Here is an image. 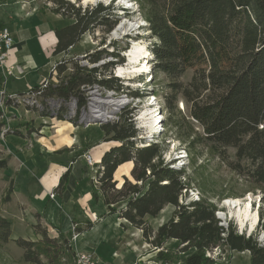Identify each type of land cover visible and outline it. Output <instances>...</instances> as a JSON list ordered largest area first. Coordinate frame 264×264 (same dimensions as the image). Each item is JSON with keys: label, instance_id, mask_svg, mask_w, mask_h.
Instances as JSON below:
<instances>
[{"label": "trees", "instance_id": "1", "mask_svg": "<svg viewBox=\"0 0 264 264\" xmlns=\"http://www.w3.org/2000/svg\"><path fill=\"white\" fill-rule=\"evenodd\" d=\"M46 1L52 3V12L72 22L54 31L53 56L63 57L53 72L58 82L47 80L45 87H32L29 92H37L43 107L29 109L66 120V103L76 100L80 112L85 103L82 87L94 84L134 98L154 93L165 101L166 136L185 146L189 167L193 168L188 173L189 167L165 164L161 156L168 147L164 143L141 146L134 108L125 106L118 120L101 125L103 141H114L116 145L103 154L91 179L93 201L101 199L107 214H116L140 229L144 241L157 251L155 258L161 264H218L207 255L217 247L222 251H249L251 264H264V242L259 240L264 232V127L260 128L264 123V0H134L153 38L149 48L154 54V86L128 90L120 78L107 75L114 64L123 62L122 58L89 68L77 57H67L84 34L112 31L119 21L117 9L102 2L83 8L78 5L82 0ZM118 9L129 10L122 6ZM104 51L86 57L95 63L103 56H120ZM188 69H193V75L185 84L180 78ZM163 77L169 80V94L164 91ZM179 96L189 104L188 115L177 107ZM49 100L60 103L56 113L49 109ZM76 121L70 118V122ZM230 149L234 150L233 158ZM216 159L226 163L237 174L235 181H243L248 189L238 193L231 185L228 191L227 184L224 187L211 181L206 169ZM9 160L0 152V171L8 168ZM128 161L134 163L133 180L124 177L118 187L114 173ZM69 174L70 168L60 177L57 192L66 189ZM190 188L199 190L200 198L181 203L183 191ZM12 190L11 183L4 201ZM248 192H260L261 199L257 230L250 235L239 233L232 222L223 225L217 215L223 210L220 204L224 200L243 198ZM168 205L174 206L170 218L154 229L147 218L157 217ZM74 225L80 233L92 229L94 223L87 221L84 228L75 221ZM35 227L41 239H13L11 221L0 215V245L14 241L24 250L23 260L29 264H55L65 256L73 257L72 264H76L72 235L61 232L52 237L40 224ZM171 239L178 241L176 249L166 246Z\"/></svg>", "mask_w": 264, "mask_h": 264}, {"label": "rangeland", "instance_id": "2", "mask_svg": "<svg viewBox=\"0 0 264 264\" xmlns=\"http://www.w3.org/2000/svg\"><path fill=\"white\" fill-rule=\"evenodd\" d=\"M6 1H8L7 4L5 5L2 4L3 6L2 5L0 6V29H2L4 26H7L13 33V31L17 30L18 27L23 28L24 38H27L26 39L27 42L25 44H22V43H20V45L19 43L17 44L16 42H18V40L20 41L19 38L23 36V33L21 32L20 36L15 35L13 33V36H14L13 46L15 49L12 48L14 50L11 54L14 57L13 60L15 62L14 65L16 66L17 72L16 73L14 72V77L11 74L10 75L7 74L8 76L7 88H6V78L0 75V112H1L0 142L2 141L3 142L2 144L4 145H6L5 143L6 140L3 141L4 138H6V135L3 137L2 132H6L7 134L13 131V133H16V135L21 134L20 136H23V137H25V135H23L24 133H27L26 135H30L32 131L37 132L38 135H42L40 134V130L41 128H43V126H49L50 128L54 127L53 130H56L57 124L61 125V122L59 121H69L70 122L69 118H66V120H58L56 116L54 117L42 116L41 113L36 110H29L31 106L21 103V101H23L24 97L29 95V94H23V93H26L30 88L34 87L35 85H40L44 80L58 82L57 74L54 75L53 73L54 72L53 67L55 66L57 61L61 62L63 57L60 56L57 58L53 56V50L56 45V38H55L54 31H55V28L65 26L72 22L71 20L65 19L61 15L55 14L54 12H52L50 9V7L52 6V3L47 2L46 0H23V1L22 0H6ZM98 2H102L105 5L112 4V6L115 9H117L116 12L118 13V17H119L118 24L112 31L108 33H106L105 31L96 30L94 32H88L84 34L82 36L81 41L76 44L74 49H71L72 51H70V55L67 57H77L81 65H86L87 63L92 64V62L86 57L87 55L93 54L97 50H101V49L105 50L104 53L106 52L110 53L113 51V53H117L120 56L119 57H115L112 55L103 56L99 60L100 62L98 61L99 64H96L95 66V67L100 66L104 64L105 62H109V61L118 62L119 59L122 58L121 60H123V62L118 63L117 65L114 64L113 67L108 72L107 75L111 77V76H114V74H118V75L122 74L120 73L121 68L128 66L127 64L129 63L130 58H131V55H130L131 51L133 48H135L134 45L140 42L141 45L146 47V49L148 50V54L150 52L149 55L151 57L147 56L145 59L141 58L142 60L141 59L139 60V67H140L139 69H141L139 71V74L138 72H133V74H130V75L128 73L124 75L123 73L122 75L125 78L124 79L120 77L119 78L123 80L124 84L126 85L127 90L129 87L133 89H137L138 87L143 86V85L144 87L150 88L151 82L149 81L150 80L149 76L151 74H147L146 72L148 73L152 72L153 66H154V63H153L154 54L149 48V46H151L150 43H152L153 38L149 36L148 33L150 32L145 27L146 22L143 20L144 18L139 12L140 6H138V3L134 0H99V1L92 0V1L87 2L86 4L84 3V0H83V4L81 1L80 3H78V5L80 4L83 8H86L87 6H90V5H96ZM121 6L129 10L128 11L119 10L118 8H120ZM20 7L23 9L25 7L24 11H26L27 14L25 12L23 13L19 12V14L14 13L13 19H11L9 17L12 15L11 10L16 11V9L18 10ZM129 23H133L134 27H129ZM123 24H124L125 29L119 31V35L115 36L113 34L115 29L120 27ZM147 64L150 65V67H148ZM51 73H53V76L52 78L49 79ZM192 75H193V69H188L181 76L180 81L186 84L191 80ZM130 78L133 81L129 82ZM144 78L147 79V81ZM163 78H164L165 86H166V88H164V91H166L169 94L171 92V88L167 87L168 86L167 83L169 80H165L166 79L165 77ZM153 84H154V81L152 83V86H154ZM10 92H12L11 94L17 97H15L13 101L8 102L9 100L8 96L10 95ZM97 93H100V94L103 93L102 96H106L107 94L112 93V92L102 90ZM115 93H116V95L114 94L115 97H119V99H124L125 101L123 103L124 106L123 105L120 106L117 104V106H114V107L112 106L111 107L112 109L108 112H117L120 109L119 112L117 113L119 114L123 107L131 105L129 107L134 108L133 112L135 113L141 112V113H144V115H147L146 117H148L149 109L147 108V98L146 97L144 98L143 96V98L139 97L138 99L137 98L133 99L130 95L129 97H127L125 95V92H118L115 90ZM148 94L151 96L155 95L154 93H148ZM177 107L182 111L183 114L188 115L189 109H190L189 104L181 96L178 97ZM40 108L41 107H39L38 109ZM49 109L53 113H56L58 111L57 104L53 103V105L49 106ZM72 110L73 109L68 108V111L71 112ZM87 110L89 111V108H87ZM13 115H15V117L17 118L16 120H13L14 118ZM81 117H82V113L81 112L77 113V110H76V116L73 119L77 121L76 123H73V122H70V123H72L74 126L78 125L79 128H82L80 132L81 136L85 138L86 137L85 134L88 135V137L91 140V143L92 141L95 144L102 142L100 145H98L99 146L98 150L102 149L101 154L102 152H106L112 146L116 145V142L114 141H110V142L103 141L102 132L104 131H102V128H101V125L104 124L103 122L101 123L99 120L92 119V118L90 121H88L87 119L83 122H80ZM192 121L195 124V120H192ZM83 123L88 124V125H85ZM63 125L70 126V124L63 123L59 127L58 132L62 134H64V130H65L62 127ZM149 125L150 123H147L148 127ZM196 125H197V129L202 132V128L198 124ZM166 133L164 134V136H162V138H160V143H164V145H167L168 147L164 151L163 155L161 156L164 163L168 164L170 167L179 168L177 167V165L178 163H180L179 161H181V163H183L181 168L182 167L188 168L190 166L189 165V162H190L189 155L186 158H184V160H179L180 155H182L179 150L181 149L183 153L184 152L183 149H185V146L180 145L181 143L178 140L174 139L172 136H166ZM140 134H144V132L140 130ZM10 141L12 142L11 143L12 145L20 143L19 138L16 136H10ZM8 146L10 145L8 144ZM3 153L4 152H1L2 155H4ZM229 153L231 154V157L233 158L234 150L230 149ZM32 156L34 157L33 150L25 151L22 154L16 157H13L12 162H11L13 171L19 170L18 181L23 187L22 190L29 189L28 184L31 182V179H32V177L28 179V174L34 171L33 165L35 162ZM17 157L21 159L22 161H24L25 166H22L21 168L19 167L18 165L19 160ZM52 157L53 158H52L51 163L53 162L54 165L56 164L55 167H59V168L61 167V170H63V171L61 170L58 171V175L60 178L62 175H64V172L67 171L72 161V155H69L68 150L64 148L63 150H60L59 153L54 154ZM97 159H100V156H98ZM93 161L95 163V166L93 167V171L92 170L90 171L91 173H93L92 175H94L95 177L96 172L99 169V164L94 156H93ZM168 161L171 163H169ZM39 163L41 165H45L44 162L43 163L39 162ZM65 164L67 167H65ZM208 164L209 166L206 170H207V173L210 175L211 181L214 180L216 182L223 183L224 187L227 184V187L225 189H227L228 191L231 190L230 188L231 185L234 187L235 191H237L238 193L244 192L248 189V185L244 183L243 181L241 180H239L238 182L235 181L237 179V174L233 173L230 167H228L226 163H222L216 159L215 161L210 162ZM37 165L38 164L36 163V166ZM192 169H193L192 167H189L188 173H191ZM1 171H0V185L3 184L2 182L3 180L5 181L7 179ZM123 171H125V166L120 168L117 176L120 177ZM119 183H120L119 187H121V185L123 184V179ZM82 186H86V182L83 183ZM39 188L45 193H47L48 191L54 190L52 185H50V183L48 182L43 183L41 187ZM191 189L194 190L195 193L197 192L199 195L195 196V198L190 197ZM259 193L260 192H248L247 194H245V197L243 198H233V199L239 200L242 204L244 203L246 204L247 201H250L252 208L257 210L259 203H261V200L259 201V198H260ZM200 196L201 194L199 190L195 188L185 189L183 191V196H181L180 198V202L183 203L184 200L189 201L190 199L198 200ZM74 204L75 203L73 202L66 201L64 204L65 210L68 211L70 210V208L73 210H75L76 208L79 209ZM91 205H93V208L98 212V217L101 218V216L103 215H101L100 213L103 212L101 210L103 209L104 204H102L100 201L97 204L95 203V201H92ZM220 207H222L223 210H220V211L218 210V212L224 213L226 216L225 219H221L222 224L227 226L229 222H232L239 233H245L246 235H248L249 230H248L247 224L244 228H241L237 217L234 216V214L236 213V209H233L232 207L226 205L225 201H223L220 204ZM79 211L81 213L83 210L79 209ZM172 211H173V207L170 206L166 208L164 211H162L157 217L155 218L148 217L147 219L149 223L151 224L150 226H152L154 229H157V227L160 226V224L162 223L164 224V222L170 218ZM218 212H217V215L219 218ZM111 216L112 218H110L107 222L104 223V225H106L107 228L110 229L108 239H105V238L101 239V236L98 234V230L97 231L95 230V232L91 234H88L86 236H81L79 241L73 245L74 250L75 248H78V250H85L88 248H92L91 250L95 251L97 256H99V259H101L102 261L107 260L109 262H114V264H121L123 261L122 264H134L135 261H134L133 254L130 252L129 254H127L126 252L125 254H123L124 251H123V248L120 246L121 244L118 245L119 241L115 238L117 228H115L114 226V221H118L119 219H121L125 221V223H127V224L119 225V230L121 232L127 228L126 225H128L129 227H133V226H131L129 222H127V220L118 218L116 214L111 215ZM40 227L42 228L41 224H40ZM256 230H257V227H255L253 232H255ZM262 233L263 231H261V233L259 234L260 241H261L260 238L262 236L261 235ZM18 237H24V236L18 235L16 238ZM137 241L139 244H141L140 239ZM166 246L171 249H176V247L178 246V241L171 240L166 244ZM22 250L23 249L19 248L15 242L9 241L6 244H1L0 245V264H29L23 260L24 250H23V253H22ZM115 251L118 252L119 256H113V253ZM153 252L157 253V251L154 250V248L150 246V244L144 241L141 252H140L142 253L141 257L143 258V254L147 255ZM207 255L212 258H215L218 264H251V259H250L251 255L249 251H233L232 252L228 249L225 251H222L221 248L217 247L211 251H208ZM155 257L153 258V260H156ZM73 262H74L73 257L65 256L62 261H59V262L57 261L55 264H64V263L72 264ZM144 263H145V260L143 264Z\"/></svg>", "mask_w": 264, "mask_h": 264}, {"label": "crops", "instance_id": "3", "mask_svg": "<svg viewBox=\"0 0 264 264\" xmlns=\"http://www.w3.org/2000/svg\"><path fill=\"white\" fill-rule=\"evenodd\" d=\"M7 2L8 1L6 0H0L1 3L0 6L2 4L3 5L7 4ZM24 9L20 7L18 10L16 9V11L11 10L12 15L9 17L13 19V14L14 13L19 14V12L20 13L25 12L27 14V12L24 11ZM21 32L23 33V36L19 38L20 41L18 40V42H16L17 44L19 43V45L20 43L25 44L27 42L26 40L27 38H24V30L23 28L18 27L17 30L13 31V33L18 36L21 35L20 34ZM13 40H14V36H13ZM12 48H14V46ZM14 49L10 50V55L6 61V69L14 67L12 73L7 72L6 69L0 68V75L6 78V88L8 81L7 74L9 75L11 74L14 77V72L15 73L17 72L16 66L14 65L15 64L13 60L14 57L11 54ZM13 117H14L13 120L17 119L15 115H13ZM59 122H61V125L63 123L70 124V126H66V125L62 126L65 129L64 134L58 132V129L61 126L60 124H57L56 130H53L54 127L50 128L49 126H43V128H41L40 130V134L42 135H38L37 132L34 131H32L30 135H26L27 133H24L23 135H25V137L20 136L21 134L16 135V133H13V131L11 133L5 134L6 138H4L3 141L6 140L5 141L6 145L2 144L3 143L2 141L0 142V152H4L3 153L4 156H9L10 160H9L8 168L3 169L1 171L7 179L5 181L3 180L2 181L3 184L0 185V215L6 217L11 221V228H12L11 237L13 239H15L18 235L20 236L23 235L24 236L23 238L26 239H32V240H36L39 238L41 239L40 234L35 232L36 229L35 225L37 224H41L43 228H46L48 234L52 237L58 236V234L61 232L68 235L70 234L72 235L73 227L75 226L74 221L77 222L81 228L85 227V223L87 221H92L94 223L92 229L84 230V232H80V236L78 237L76 243L79 241L81 236H86L88 234H91L95 232V230L96 231L98 230V234L101 236V239L103 238L108 239L110 229H108L107 226L104 225V223L107 222L110 218H112V216L107 214L108 209L104 205L103 209L101 210L103 212L100 213L103 216H101V218L98 217V212L93 208V205H91V202L93 201L91 179L94 178V175H92L93 173H91L90 171V170L93 171L92 167L88 165L85 158V154L87 152H90L95 157V159L99 164L103 154L105 153L102 152L101 154L102 149L98 150L99 147L98 145H100L102 142L95 144L92 141L91 143V140L88 137V135L85 134L86 136L85 138L81 136L80 132L82 128H79L78 126H74L69 121H59ZM10 136L18 137L20 143L12 145L11 144L12 142L10 141ZM102 139H104L103 132H102ZM8 144L10 146H8ZM64 148L68 150L69 155H72V161L68 167L70 168V174H69L68 182L66 184V189L62 193H59L55 190V188L57 187L60 181L58 171L61 170V167L60 168L55 167L56 164L54 165V163L53 162L51 163V161L53 158L52 156L56 153H59V151L63 150ZM32 150L34 152V157L33 156L32 157L34 158L33 160L35 162L33 165L34 171L28 174V179L30 177H32V179L31 182L28 184L29 189L27 190L25 189L26 190L25 191L22 190L23 187L18 181L19 170L13 171L11 162L13 157L18 156L25 151H32ZM98 156H100V159H97ZM18 160H19L18 165L20 168L22 166H25L24 161H22L19 158ZM39 162L42 163L44 162L45 165H41ZM36 163L39 166L38 165L36 166ZM124 166H125V171L121 173L120 177L117 176L120 168ZM133 166H134L133 161H128L117 168V170L114 173V180L117 181L118 187L120 184L119 182L122 179L124 181V177L133 180L131 179V171ZM65 167H67L66 164ZM46 182L52 185L54 189L52 191L56 194V197L53 200L50 197V193L52 191H48L49 193L48 192L45 193L39 188L43 183ZM85 182H86V186H82V184ZM11 183L13 185V190L10 192L9 199L3 202V197H5ZM66 201L75 203L74 205H76L80 210L82 209L83 211L80 213L79 209L77 208L75 210L70 208V210L66 211L64 205ZM99 201L103 204V201L101 199ZM98 202L95 203L97 204ZM170 206L172 205L166 206L165 209ZM172 207L174 210V206ZM121 224L123 225L127 223H125V221L121 219H119L118 221H114V226L115 228H117L115 238L119 241L118 245L121 244L120 246L123 248L124 251L123 254H125V252L129 254L130 252L134 256V261H137L138 257H141L142 255V253H140L142 249V245L144 243L142 231L137 227H129L128 225H126L127 228L121 232L119 230V225ZM139 239L141 241V244H139L137 241ZM171 240H175V239H171ZM10 242H14V241L11 240ZM91 249L92 248H88V250ZM75 250H78V248H76ZM156 254L157 253L155 252L147 255L143 254V258L145 260L144 264H161L156 260H153ZM113 256H119L118 252L115 251L113 253ZM99 262L100 264H114V262H109L107 260L102 261L101 259H99Z\"/></svg>", "mask_w": 264, "mask_h": 264}, {"label": "bare ground", "instance_id": "4", "mask_svg": "<svg viewBox=\"0 0 264 264\" xmlns=\"http://www.w3.org/2000/svg\"><path fill=\"white\" fill-rule=\"evenodd\" d=\"M89 1H92V0H84V3L86 4ZM129 27H134L133 23H129ZM123 29H125L124 24L121 25L120 27L116 28L113 34L115 36H118L119 31H121ZM134 46H135V48H133L131 51V54H130L131 58H130L129 63L127 64L128 66L121 68L120 73H122V74L124 73V75L126 73H128L130 75V74H133V72H138V74H139V71L141 70V69H139L140 68L139 67V60L141 58L145 59L147 56L151 57L149 55L150 52L148 54V50L146 49L145 46L141 45L140 42H138ZM149 64H151V63H149ZM92 67H94V66H90V68H92ZM136 67H138V68H136ZM148 67H150V65H148ZM146 73L151 74L149 76L150 77L149 81L151 82V87H153L152 86V83L154 81V79L152 77L153 74H152V72H149V73L146 72ZM122 74H120V75L114 74V77L117 76L118 78L120 77V78L124 79L125 77ZM108 77H110V76H108ZM99 78H101V77H99ZM145 80L147 81V79H145ZM131 81H133V80L130 78L129 82H131ZM142 81H144V80H142ZM122 82H123V80H122ZM144 88H147V87H144V85H143V86L138 87L137 89H144ZM82 89L84 90V92H88L89 97L86 98V105H88L87 108H89V111L88 110L86 111V107L81 108L80 112L82 113V117L80 118L81 119L80 122H83L87 119H88V121H90L92 118V119L99 120L101 123L102 122L108 123L109 114H113V113L117 114L120 110L119 109L117 112H108L112 109L111 107L117 106V104L122 106L123 103L125 102L124 99H119V97H115V95H116L115 90H107L103 86H100L98 84L83 86ZM102 90L110 91L112 93H109L106 96H102L103 93L102 94L97 93V92L102 91ZM125 95L127 97H129V94L126 92H125ZM131 97L133 99H135L133 96H131ZM145 97L147 98V108L149 109L148 117H146L147 115H144V113L133 112V120L135 122L136 128L139 130L138 138L142 140L141 146H146V145H149L151 143H158V142L160 143V138H162V136H164V134L167 132V126H166L167 110L165 109L164 99H162L158 95L151 96L149 94L144 95V98ZM136 98L138 99L139 97H136ZM142 98H143V96H142ZM21 103H24L28 106L41 107V108L43 107L41 104H36V106H35V95H30V94L28 96L24 97V99H23V101H21ZM53 103L57 104V108L60 107L59 102L51 101V105H53ZM76 104H77L76 100H72V105H76ZM73 110L71 112L70 111L68 112V118L69 119L74 118L76 116V109L74 111ZM147 123H150L149 127L147 126ZM140 130H142L144 132V134H140ZM179 151L182 154V155H180L179 160H184V158H186L188 156V152H187L186 148L183 149V151H184L183 153H182L181 149ZM179 162L180 163H178L177 167L181 168L183 163H181V161H179ZM93 163H94V161H93ZM169 163H171V162H169ZM94 166H95V163H94ZM190 195H191L190 197L195 198V196H198L199 194L197 192L195 193V191L191 189ZM197 198H199V197H197ZM224 201H225L226 205L232 207L233 209H236V213L234 214V216L237 217L239 225L241 226V228H244L247 224L249 231H253L255 229V227L257 226V223L259 222L258 221L259 220V212H258V210H255L252 208L250 201H247L246 204L245 203L242 204L239 200L233 199L232 197L228 198ZM218 214H219V218H220L221 213L218 212ZM262 234H264V232ZM262 237H263V235L261 236L260 239H262Z\"/></svg>", "mask_w": 264, "mask_h": 264}, {"label": "built area", "instance_id": "5", "mask_svg": "<svg viewBox=\"0 0 264 264\" xmlns=\"http://www.w3.org/2000/svg\"><path fill=\"white\" fill-rule=\"evenodd\" d=\"M13 42H14V40H13V35H12L11 31L7 27L2 28L0 30V68L1 69H6V61L10 55V50L13 47ZM96 64H99V63L98 62L92 63V64L87 63L86 66H89V68H90V66H96ZM55 66H56V64H55ZM55 66L53 67L54 71H55ZM13 69H14V67H11V68H8L6 70H7V72L12 73ZM47 84H48V81L44 80L40 85L42 87H45ZM29 90L23 94L35 95V106H36V104H40L41 102L37 99V92H29ZM11 93L12 92H10V95L8 96L9 97L8 102L13 101L14 98L17 97ZM84 95H85V103L81 107H86V111H87L88 105H86V98L89 97L88 92H84ZM51 100H49V101H51ZM18 102H20V101H18ZM68 105H69V109H76L77 112L79 113V107H78V105H72V99H70L68 101ZM30 108H36V107L31 106ZM118 119H119V114H109L108 123L114 122ZM83 124H85V123H83ZM85 125H88V124H85ZM263 127H264V124H261L260 128H263ZM5 134H6V132H2L3 137L5 136ZM85 158H86L88 165L90 167H92V169H93V167H94L93 155L90 152H87L85 154ZM50 197L53 200L56 197V194L52 191L50 193ZM79 236H80V233L76 232L74 230V227H73V233L71 236V242L73 243V245L76 244V241H77ZM75 251H76V255L74 257H76V264H100L99 258H98V256H96V254L93 250L87 249V250H75ZM143 262H144L143 258L139 257L137 259V261H135L134 264H143Z\"/></svg>", "mask_w": 264, "mask_h": 264}, {"label": "water", "instance_id": "6", "mask_svg": "<svg viewBox=\"0 0 264 264\" xmlns=\"http://www.w3.org/2000/svg\"><path fill=\"white\" fill-rule=\"evenodd\" d=\"M73 2L75 1V0H72ZM99 1V0H98ZM82 4H83V0H82ZM261 199L259 198V201H260ZM221 215V219H225V214L224 213H221L220 214ZM253 231H249V233H248V235H250L251 233H252ZM263 235V237H262V239H261V241H263L264 242V234H262Z\"/></svg>", "mask_w": 264, "mask_h": 264}]
</instances>
